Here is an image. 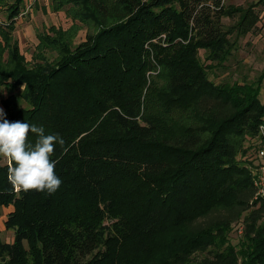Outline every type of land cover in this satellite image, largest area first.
<instances>
[{
  "label": "trees",
  "instance_id": "1",
  "mask_svg": "<svg viewBox=\"0 0 264 264\" xmlns=\"http://www.w3.org/2000/svg\"><path fill=\"white\" fill-rule=\"evenodd\" d=\"M51 1L72 24L38 34L27 61L14 39L25 0H1L5 118L65 143L52 157L62 179L54 194L13 189L0 157V215L11 207L5 226L15 231L13 242L0 241V261L264 264V220L255 213L236 245L226 223L197 226L256 191L248 149L256 153L264 122V72L250 83L211 79L232 55L233 32L256 27L253 8L224 0ZM224 17L238 19L234 31ZM253 203L264 208V200ZM209 247L213 260L192 263Z\"/></svg>",
  "mask_w": 264,
  "mask_h": 264
},
{
  "label": "rangeland",
  "instance_id": "2",
  "mask_svg": "<svg viewBox=\"0 0 264 264\" xmlns=\"http://www.w3.org/2000/svg\"><path fill=\"white\" fill-rule=\"evenodd\" d=\"M11 2V0H7ZM51 0H25V6L22 14L17 19L16 30L14 32V39L18 41L20 51L27 61H31L35 53L36 46L39 43L38 34L49 31L51 27L67 29L71 26L72 20L67 17L65 11H54L51 6ZM226 6L241 7L242 9L253 8V11L258 16V23L256 27L248 34L242 35L238 32H233L231 36L235 43L231 57L224 66H218L211 74V79L216 83H230L235 82H253L264 72V0H224ZM6 11L1 7L0 0V24L6 21ZM225 28H232L238 23L237 18L224 17L222 19ZM86 38V29H82L75 39V43H80ZM49 56L54 57L55 54L48 52ZM204 58V52H201ZM260 97L264 103V82L262 85ZM4 96H7L5 91ZM0 108L1 105L0 97ZM248 147L250 144H247ZM248 158L253 162H257V155L253 148L248 149ZM243 204L235 207H223L211 213L209 216L201 218L197 221L198 227H206L218 225L219 223H226L230 227V241L233 245L238 243L246 232L249 217L248 215L256 214L257 217L264 220V208L260 209L255 205L252 198L248 194L243 193ZM11 207L4 208L0 215V241L13 242L15 231L14 229H7L5 222L11 211ZM216 248L209 247L207 250L196 253L192 257V263H199L205 259L213 260ZM0 264H5L0 261Z\"/></svg>",
  "mask_w": 264,
  "mask_h": 264
},
{
  "label": "clouds",
  "instance_id": "3",
  "mask_svg": "<svg viewBox=\"0 0 264 264\" xmlns=\"http://www.w3.org/2000/svg\"><path fill=\"white\" fill-rule=\"evenodd\" d=\"M25 85H22L21 91ZM0 157L8 162L7 180L16 191H38L54 194L62 184L56 174L53 156L56 146L64 145L58 134H45L42 126L9 121L0 108ZM29 133L35 134L34 143ZM66 151V149H65Z\"/></svg>",
  "mask_w": 264,
  "mask_h": 264
},
{
  "label": "built area",
  "instance_id": "4",
  "mask_svg": "<svg viewBox=\"0 0 264 264\" xmlns=\"http://www.w3.org/2000/svg\"><path fill=\"white\" fill-rule=\"evenodd\" d=\"M2 24V23H1ZM256 148L257 162L251 165L252 171V184L255 194L253 201L264 200V122L259 127V132L254 140Z\"/></svg>",
  "mask_w": 264,
  "mask_h": 264
},
{
  "label": "crops",
  "instance_id": "5",
  "mask_svg": "<svg viewBox=\"0 0 264 264\" xmlns=\"http://www.w3.org/2000/svg\"><path fill=\"white\" fill-rule=\"evenodd\" d=\"M11 242V241H10Z\"/></svg>",
  "mask_w": 264,
  "mask_h": 264
}]
</instances>
